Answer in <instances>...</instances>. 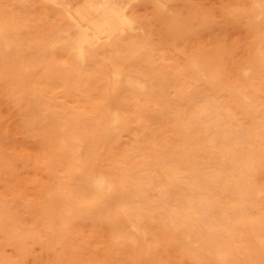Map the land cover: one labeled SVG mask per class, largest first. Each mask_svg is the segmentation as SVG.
I'll list each match as a JSON object with an SVG mask.
<instances>
[{"label":"bare ground","instance_id":"bare-ground-1","mask_svg":"<svg viewBox=\"0 0 264 264\" xmlns=\"http://www.w3.org/2000/svg\"><path fill=\"white\" fill-rule=\"evenodd\" d=\"M0 180V264H264V0H0Z\"/></svg>","mask_w":264,"mask_h":264},{"label":"rangeland","instance_id":"rangeland-1","mask_svg":"<svg viewBox=\"0 0 264 264\" xmlns=\"http://www.w3.org/2000/svg\"><path fill=\"white\" fill-rule=\"evenodd\" d=\"M18 164H19V163H17V165H18ZM19 172H20V173H23L24 170L19 169ZM2 186H3V181L0 180V187H2ZM1 191L4 192V190H1ZM34 248H36V247H34ZM33 251H34V252H31L32 254H31L30 256H28V257L24 260L23 264H32V262L34 261V258L37 256V254H35V253H38L37 248H36V249H33Z\"/></svg>","mask_w":264,"mask_h":264}]
</instances>
